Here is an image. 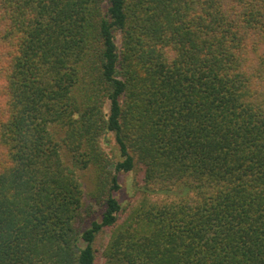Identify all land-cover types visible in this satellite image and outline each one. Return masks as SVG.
Masks as SVG:
<instances>
[{
    "label": "trees",
    "instance_id": "trees-1",
    "mask_svg": "<svg viewBox=\"0 0 264 264\" xmlns=\"http://www.w3.org/2000/svg\"><path fill=\"white\" fill-rule=\"evenodd\" d=\"M138 168L185 195L122 219ZM106 229L101 264H264V0H0V264H96Z\"/></svg>",
    "mask_w": 264,
    "mask_h": 264
},
{
    "label": "rangeland",
    "instance_id": "rangeland-1",
    "mask_svg": "<svg viewBox=\"0 0 264 264\" xmlns=\"http://www.w3.org/2000/svg\"><path fill=\"white\" fill-rule=\"evenodd\" d=\"M103 146L106 151L111 155L114 162H117L121 158L119 152L120 150L116 142L115 135L112 132H109L105 135ZM112 168L114 169V166H112ZM139 169L140 168L133 172L119 173V182L121 187L117 192H115V196L118 198L124 208L122 219L131 209H135L140 205L148 204L154 201L171 200L185 195L184 188L179 185L172 186L168 191H158L156 190L158 188L155 187L156 189L153 190L154 192L148 191L145 193L143 190L144 174ZM75 171L78 179L82 184L84 194H87L95 186L94 168L88 167L86 169H82L79 167H75ZM94 207L96 211L93 212L91 218H88L85 221L84 227H86L93 219H101V208L97 204H95ZM110 236L111 231L107 229L97 236L94 242V247L96 249L97 254L96 264H101L103 262V254L107 247ZM80 245H84V242L81 241Z\"/></svg>",
    "mask_w": 264,
    "mask_h": 264
}]
</instances>
